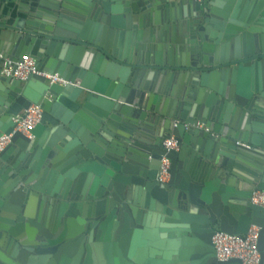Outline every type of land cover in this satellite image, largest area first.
I'll list each match as a JSON object with an SVG mask.
<instances>
[{
	"label": "water",
	"instance_id": "obj_1",
	"mask_svg": "<svg viewBox=\"0 0 264 264\" xmlns=\"http://www.w3.org/2000/svg\"><path fill=\"white\" fill-rule=\"evenodd\" d=\"M20 2L0 9L5 55L69 83L5 76L0 59V135L43 109L0 153V236L46 231L48 213L94 221L84 264H241L218 260L212 237L255 225L264 264V208L250 201L264 190V0ZM18 245L0 242V264H56ZM78 246L57 264H78Z\"/></svg>",
	"mask_w": 264,
	"mask_h": 264
},
{
	"label": "built area",
	"instance_id": "obj_2",
	"mask_svg": "<svg viewBox=\"0 0 264 264\" xmlns=\"http://www.w3.org/2000/svg\"><path fill=\"white\" fill-rule=\"evenodd\" d=\"M204 2L205 0H196ZM0 59L3 60L2 74L12 76L18 80L26 81L33 75L43 76L51 84L66 85L68 80L64 79L59 73H49L39 69L36 60L30 54H23L18 59L7 57L4 53H0ZM43 109L40 105L32 104L21 114L13 117L16 125L9 134L0 135V153L11 143V139L15 132H21L27 137L32 136V131L42 118ZM179 121L175 120L174 125ZM187 128L194 126L204 129L205 126L201 122L195 124L186 123ZM208 130V128H205ZM239 144H243L238 142ZM165 148L177 149L176 141L173 137L166 139ZM246 145V144H243ZM249 147V145H246ZM170 159L163 156L158 172V180L167 182L170 177ZM252 204L264 208V190L252 192L250 197ZM259 227L251 225L246 234H233L221 230H216L213 237V245L215 248L216 258L220 261L230 259H238L241 264H260L261 254L258 250Z\"/></svg>",
	"mask_w": 264,
	"mask_h": 264
},
{
	"label": "flooded vegetation",
	"instance_id": "obj_3",
	"mask_svg": "<svg viewBox=\"0 0 264 264\" xmlns=\"http://www.w3.org/2000/svg\"><path fill=\"white\" fill-rule=\"evenodd\" d=\"M45 208L48 209L49 206H47L46 204ZM45 215H46L45 218L47 220L41 219V222L44 223L45 221L48 224L46 225L47 227L46 231L36 229V232L34 233L33 236H30L28 235V233L27 234L25 233V235L24 236L21 235L20 239L17 241L14 239L10 240L8 235L6 237L0 236L1 244L3 243L4 246L8 245L13 249L14 247H16L17 244H19L18 245L19 251L22 249L27 250L29 251L30 256H36V257L46 256L48 260L54 259L55 260L54 262L57 264L58 261L56 260L55 257L59 254L60 251H61L60 253H62L70 245L80 242V246L83 247L78 246V248L75 251V254L72 256V259L78 257V264H84L85 263L84 258H85V254L87 253L89 244L91 242L98 241V236L95 235V232H94L93 240L89 238L90 232L93 229V227L91 228V224L94 221L92 222L87 221L84 224H82L78 220H74L76 223L72 225L68 222L66 218L56 219L55 214L48 216L47 213ZM70 225L72 226L73 230L69 229ZM79 227H84L81 233L76 231V228ZM71 233H73L74 236H69ZM81 248H83V250ZM45 264H48V261Z\"/></svg>",
	"mask_w": 264,
	"mask_h": 264
},
{
	"label": "crops",
	"instance_id": "obj_4",
	"mask_svg": "<svg viewBox=\"0 0 264 264\" xmlns=\"http://www.w3.org/2000/svg\"><path fill=\"white\" fill-rule=\"evenodd\" d=\"M21 0H0V9H10V11H13L12 9H17L19 6L22 7L21 5H19L20 3H22L23 5V2H20ZM14 4V6H10ZM19 7V8H20ZM173 30V32H175V34L177 35V30L178 28H170V31ZM172 32V31H171ZM170 32V33H171ZM148 36L151 37V34H149ZM3 38H5V35L3 36ZM6 40V39H5ZM5 40H3L1 43H0V48H2V53L5 54V51H4V48H5ZM166 46V45H165ZM183 55H184V51L183 50H180V49H177L175 47L169 49L167 47H164L162 49V57L164 60H169V59H183ZM5 95V94H4ZM3 95L0 94V98L2 97Z\"/></svg>",
	"mask_w": 264,
	"mask_h": 264
}]
</instances>
